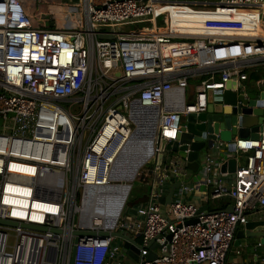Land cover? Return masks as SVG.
<instances>
[{
	"label": "built area",
	"instance_id": "2783aa9c",
	"mask_svg": "<svg viewBox=\"0 0 264 264\" xmlns=\"http://www.w3.org/2000/svg\"><path fill=\"white\" fill-rule=\"evenodd\" d=\"M62 5L76 9L70 29L56 27L49 13H40L34 26L20 0H0V264H264L259 239L253 262L243 258L247 244L233 245L236 231L264 208V120L257 137L230 142L204 130L215 139L198 154L196 172L176 151L164 149L157 163L160 140L176 141L187 115L206 112L209 90L221 93L232 81L230 89L246 95L248 70L264 63V0ZM143 23L149 26L122 28ZM201 27L203 33L190 31ZM255 86L264 89V77ZM113 93L121 95L111 101ZM117 114L124 118L113 139L124 135L122 127L133 134L138 115L156 123L152 152L135 173L148 186L145 201L129 210L124 202L104 226L85 204L111 167V146L100 137ZM230 158L234 171H223ZM171 189V201L160 203ZM225 201L230 211L220 208ZM111 232H127L140 243L135 262L126 261L123 239ZM152 241L156 256L147 260Z\"/></svg>",
	"mask_w": 264,
	"mask_h": 264
},
{
	"label": "water",
	"instance_id": "95a60500",
	"mask_svg": "<svg viewBox=\"0 0 264 264\" xmlns=\"http://www.w3.org/2000/svg\"><path fill=\"white\" fill-rule=\"evenodd\" d=\"M20 2L25 12L33 15L31 22L34 26H36L35 18L38 17L40 13H49L54 16L56 27L65 29L71 28V12H74L76 9L75 7L62 5V0H20ZM116 75H118V73H116ZM232 84L234 83L229 81L227 83L228 89L221 93L213 94L210 90L208 91L206 112L200 114L190 113L187 115L185 126L182 127L181 133L176 141L166 142L164 139L160 140L158 146L159 152L157 153L158 164L161 161L163 150L167 149L176 151L181 157L187 156V167L192 172H196L199 167L197 160L198 154L200 151L210 146L211 139H215L214 135H206L203 132L204 130L218 133V138L226 142H230L236 138V136L247 137L250 135L252 137H257V132L264 120V89H260L259 97L254 99L248 98L247 95H244L241 91H232L230 89V85ZM213 97H221V99L213 102ZM203 119L208 120L207 124L197 122V120ZM211 121H214L212 129L210 125ZM186 149L190 150L188 154H185ZM229 149H234L232 142L229 143ZM151 152L152 144L150 143L145 159ZM141 165H139V167ZM221 169L223 171L227 170L228 172H233L235 169V159L230 158L227 163L222 165ZM135 173L133 174V178ZM178 184L179 183L176 185ZM130 187L131 185L129 184V189ZM171 193L172 189L166 196L159 197L158 201L162 204L169 203L171 201ZM126 197L121 205L125 202ZM206 208L207 206L203 205L201 210H206ZM226 209L230 211L231 207L228 206ZM24 226L36 230H45V228L33 225ZM75 234L79 236L89 234V232L77 231ZM102 234L107 235L108 233L102 232ZM111 235L123 239L122 252L129 260L135 262L138 259L139 249L141 248L140 243L134 238H131L127 232H111ZM168 238H170V235ZM244 238H256L259 239L261 244H264V208H262L253 219H249L243 228L236 231L233 245L239 246ZM75 241H77V237ZM156 247H158V245L152 241L149 245L150 251L146 257L147 260H153L155 258L156 255L153 249ZM55 254L56 250L54 249V256ZM51 261L54 262V257L51 258Z\"/></svg>",
	"mask_w": 264,
	"mask_h": 264
},
{
	"label": "bare ground",
	"instance_id": "6f19581e",
	"mask_svg": "<svg viewBox=\"0 0 264 264\" xmlns=\"http://www.w3.org/2000/svg\"><path fill=\"white\" fill-rule=\"evenodd\" d=\"M204 31L201 27L199 32L193 33H203ZM123 118V115L117 114L110 123L104 126V135H101L100 139L104 146H111V151L107 155L108 160L111 161V167H108L103 176V184L91 190L90 194L93 195H91L88 204H85V212L95 217L97 223H103L104 226L112 223L114 215L122 207L121 204L129 191V182L147 155L155 129L156 120L154 116L138 115L133 119L138 125V129L133 134L128 135L126 127H122L121 130L124 135L113 139L115 137L113 136L114 130L116 127H120ZM21 168L28 174L34 173L33 167L23 166ZM109 178L118 181L120 184H105ZM18 202L27 204L26 200ZM32 205L37 209L54 208L51 205L37 202H32ZM33 217L40 216L33 215Z\"/></svg>",
	"mask_w": 264,
	"mask_h": 264
},
{
	"label": "rangeland",
	"instance_id": "374dc122",
	"mask_svg": "<svg viewBox=\"0 0 264 264\" xmlns=\"http://www.w3.org/2000/svg\"><path fill=\"white\" fill-rule=\"evenodd\" d=\"M197 1H199V2L205 1V2H208V3H213V2H216L218 0H197ZM45 26L50 27V21L49 20L46 21ZM145 26H149V23L130 25V26H127V27H122V28L124 30L133 29V30L136 31L137 29L145 27ZM248 72H249V75L252 74V77L250 78L249 82L248 81L246 82L243 90L245 91V93H246L248 98L256 99V98L259 97L260 88L255 86V80L259 79L261 77H264V63H261L259 66H257L256 69L248 70ZM193 81L196 82L198 80L193 79ZM120 95H121V93H113V95L110 96L109 99L111 98V101H113L114 99H116ZM109 99L107 100L106 103H104V105L107 106L109 104V102H110ZM72 108H74L73 111L75 113H79L80 114L82 112V109L79 106H77L76 108L75 107H72ZM184 120L185 119L182 118V121H184ZM131 127H132V129L135 128L136 127V123L131 121ZM151 164L152 163L149 162V163H147L145 165V167L151 166ZM109 184L112 185V184H120V183L118 181L116 182L114 180H111ZM129 184L131 185V187L129 189V192H128L126 200H125V206H126L127 210H129L131 207H135L139 203V202H132L131 203L129 201V199H136V198H139V197H143L144 195H146V192H147V189H148V186L144 183V181H142L139 178H137V176H135L129 182ZM209 207L212 208L213 204H210ZM125 213L127 214V220H130L128 211H126ZM76 221H77V217L75 218L74 224H76ZM137 240H139V239L137 238ZM8 243H10V244L13 243V237L12 236H10L8 238Z\"/></svg>",
	"mask_w": 264,
	"mask_h": 264
},
{
	"label": "crops",
	"instance_id": "0c3cea01",
	"mask_svg": "<svg viewBox=\"0 0 264 264\" xmlns=\"http://www.w3.org/2000/svg\"><path fill=\"white\" fill-rule=\"evenodd\" d=\"M199 29V28H198ZM260 65V64H259ZM259 65H256L255 68H257V66ZM252 77V74L249 75V72H248V77H247V80L244 81L242 84L245 86L246 82L250 80V78ZM257 80V79H256ZM189 90H192V88H190ZM238 137V136H236ZM256 238H244L242 240V244H247V248L245 249L244 251V254H243V258L245 260H247L248 262H253L256 260L257 256L259 255V252L260 250L258 248L255 247V245L257 244L256 243ZM127 262H132L131 260L129 259H126Z\"/></svg>",
	"mask_w": 264,
	"mask_h": 264
},
{
	"label": "trees",
	"instance_id": "16d2710c",
	"mask_svg": "<svg viewBox=\"0 0 264 264\" xmlns=\"http://www.w3.org/2000/svg\"><path fill=\"white\" fill-rule=\"evenodd\" d=\"M191 32H199V29L198 28H195V29H191L190 30ZM145 198H146V195H144L143 197H139V198H136V199H129V201L132 203V202H144L145 201ZM137 200V201H136ZM228 206V201H225L224 204L221 205L220 208L224 209Z\"/></svg>",
	"mask_w": 264,
	"mask_h": 264
},
{
	"label": "clouds",
	"instance_id": "9594fccd",
	"mask_svg": "<svg viewBox=\"0 0 264 264\" xmlns=\"http://www.w3.org/2000/svg\"><path fill=\"white\" fill-rule=\"evenodd\" d=\"M2 11H4V9L2 8V7H0V12H2ZM17 19L19 18L18 17V15H17V17H16ZM3 22V20L2 19H0V23H2Z\"/></svg>",
	"mask_w": 264,
	"mask_h": 264
}]
</instances>
